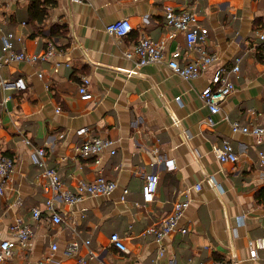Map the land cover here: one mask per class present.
I'll list each match as a JSON object with an SVG mask.
<instances>
[{
	"label": "crops",
	"instance_id": "0c3cea01",
	"mask_svg": "<svg viewBox=\"0 0 264 264\" xmlns=\"http://www.w3.org/2000/svg\"><path fill=\"white\" fill-rule=\"evenodd\" d=\"M28 1L0 0V36H21L14 48L28 54L46 47L53 24L65 25L66 37L55 39L62 53L52 61L13 62L0 70L2 79L21 78L26 85L25 90L0 86V101L9 97L0 107V150L15 160L0 195V241L14 239L10 225L16 218L33 231L29 250L16 249L0 264H77L79 259L80 264H264V165L258 157L264 143L233 133L230 125L257 124L258 113L264 114V41L258 36L264 33V0H56L45 33L32 38L25 23ZM165 7L195 12L208 30L204 48L217 53L218 60L195 79L180 78L166 61L134 69L123 57L143 36L165 42L166 60L177 48L181 65L195 57L182 32L171 35ZM120 19L129 21L131 33L108 35L106 26ZM236 58L241 61L238 74L231 75L235 89L212 114L200 92L219 66L230 68ZM84 75L93 96L88 101L77 90ZM91 137L112 140L115 153L105 151L97 159L78 156L75 146ZM223 140L232 144L236 162L214 154L213 145ZM40 146L47 166L68 189L98 176L115 182V189L86 195L74 205L55 201L59 224L34 221L32 208L53 197L30 159L32 148ZM149 173L159 181L154 201L144 205L141 190ZM197 183L200 190L194 189ZM181 200L189 202L180 220L187 232L168 236L160 254L154 236L144 232ZM112 234L128 252L111 244ZM249 242L256 259L250 258Z\"/></svg>",
	"mask_w": 264,
	"mask_h": 264
},
{
	"label": "built area",
	"instance_id": "2783aa9c",
	"mask_svg": "<svg viewBox=\"0 0 264 264\" xmlns=\"http://www.w3.org/2000/svg\"><path fill=\"white\" fill-rule=\"evenodd\" d=\"M84 0H71L74 3H82ZM164 18L167 26L172 28V34L175 32H182L185 36L186 47L188 51L195 54V57L185 64L181 65L178 62L181 56V50L176 49L170 54V58L166 60L165 56V42L156 41L149 36H143L136 41L131 47L123 52V57L131 60L134 64V69L143 67L153 63L167 62L168 67L172 72L184 80H192L199 77L209 66L218 60V55L215 52H209L204 48L208 36V30L198 23V18L195 12L189 10L177 11L172 7H165L163 9ZM132 26L127 19H120L106 26L105 31L110 36L123 38L128 36L132 31ZM261 41H264V33L258 34ZM14 41L22 42V37L17 36L12 32L1 33L0 36V70L7 64L13 62H29V63H46L53 60L57 53H62L59 49L55 39H49L46 47L37 52L28 54L25 50H16L14 48ZM240 58H236L234 64L230 68L219 66L210 80V85L200 92V99L208 107L212 114L219 112L221 104L234 91V83L231 75H236L240 69ZM65 66H69V62H63ZM57 62L53 67L54 73L58 72ZM133 71H129V74ZM42 77V73L37 74ZM90 78L88 76H81L78 84L79 98L83 101L90 100L93 96L89 90ZM0 86L3 89L25 90L26 85L21 78L13 82L4 80L0 76ZM6 97L0 101V107L8 100ZM179 101V97L176 98ZM260 121L257 124L241 125L238 121H233L231 130L233 133L250 134L255 144L260 145L264 143V114L258 113ZM1 124V121H0ZM23 142L30 144L28 139ZM75 153L82 158H98L103 152L108 151L111 154L115 153L113 141L107 138L91 137L83 140L74 148ZM213 152L218 160L236 162L238 160L232 144L229 140H223L220 145H213ZM260 164L264 165V151H258ZM31 162L40 168L39 174L45 180L44 189L53 193V197L48 198L41 206L34 207L31 210V216L34 221L40 220L59 224L62 221L60 212L56 208L55 201L63 202L68 205H74L86 195H105L112 192L116 183L110 180H105L102 176H98L92 181L79 180L73 190L64 186L60 180L57 171L50 168L46 164L44 147H33L30 153ZM157 158H153V164L157 162ZM171 168L172 161L165 162V165ZM15 160L12 156L3 153L0 150V195L3 193L5 185L10 181L14 172ZM207 180H212L207 176ZM159 177L155 173H149L144 178L142 185V204H150L154 201ZM194 189L200 190L201 184H194ZM124 195L127 193L124 190ZM189 205L188 200L175 201L171 212L162 220L149 226L144 234L153 235L155 241L159 245V253L164 252V241L173 233L179 232L185 234L187 228L181 225V218L185 209ZM10 231L14 239H5L0 241V263L10 260L16 249L29 250L31 246V239L33 237L32 228L21 222L19 218L13 220L10 225ZM111 244L122 252H128L122 239L117 234L110 236ZM88 244V241L85 242ZM249 254L251 259L257 258V251L252 242H249ZM52 250L56 246L51 247ZM90 257H96L93 252H89ZM82 259L78 260L77 264L83 263ZM24 264V263H16ZM197 264H238L237 261H199Z\"/></svg>",
	"mask_w": 264,
	"mask_h": 264
},
{
	"label": "trees",
	"instance_id": "16d2710c",
	"mask_svg": "<svg viewBox=\"0 0 264 264\" xmlns=\"http://www.w3.org/2000/svg\"><path fill=\"white\" fill-rule=\"evenodd\" d=\"M56 5V0H29L27 4V20L25 21L30 38L43 35L47 27L50 10ZM49 39L66 37V26L53 24L48 28Z\"/></svg>",
	"mask_w": 264,
	"mask_h": 264
}]
</instances>
